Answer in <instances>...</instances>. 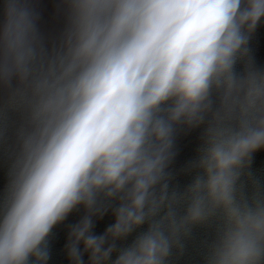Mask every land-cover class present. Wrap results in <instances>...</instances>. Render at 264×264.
I'll return each mask as SVG.
<instances>
[{
    "label": "clouds",
    "instance_id": "clouds-1",
    "mask_svg": "<svg viewBox=\"0 0 264 264\" xmlns=\"http://www.w3.org/2000/svg\"><path fill=\"white\" fill-rule=\"evenodd\" d=\"M44 2L0 0V264H264V0Z\"/></svg>",
    "mask_w": 264,
    "mask_h": 264
},
{
    "label": "water",
    "instance_id": "water-1",
    "mask_svg": "<svg viewBox=\"0 0 264 264\" xmlns=\"http://www.w3.org/2000/svg\"><path fill=\"white\" fill-rule=\"evenodd\" d=\"M40 7L46 20L50 15L53 6L50 0H45V2ZM250 46L253 50L256 63L258 65L264 66V24L259 25L257 30L254 32L250 40ZM195 137L196 133H192L191 135L178 140V155L176 161L174 162V168L178 169L194 154V149L196 146ZM251 168L254 173L264 177V150H260L254 154ZM176 182L180 185H183L187 181L185 177L178 176ZM75 218V216H70L66 223L73 222ZM107 222L108 221L106 219L105 221L98 223L96 226V231H102ZM63 242L64 226L61 225L55 230V235L50 242L51 258L49 264H66V260L62 252ZM181 264H186V262L182 261ZM187 264H191V262H187Z\"/></svg>",
    "mask_w": 264,
    "mask_h": 264
}]
</instances>
